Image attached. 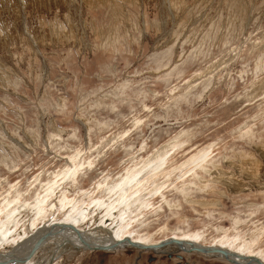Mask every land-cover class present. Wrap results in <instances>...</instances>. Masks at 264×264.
Masks as SVG:
<instances>
[{"label": "rangeland", "instance_id": "obj_1", "mask_svg": "<svg viewBox=\"0 0 264 264\" xmlns=\"http://www.w3.org/2000/svg\"><path fill=\"white\" fill-rule=\"evenodd\" d=\"M147 173L131 236L199 232L264 257V0H0V218L8 205L21 232L51 186L56 207L63 194L84 212ZM58 254L229 264L173 248Z\"/></svg>", "mask_w": 264, "mask_h": 264}, {"label": "bare ground", "instance_id": "obj_2", "mask_svg": "<svg viewBox=\"0 0 264 264\" xmlns=\"http://www.w3.org/2000/svg\"><path fill=\"white\" fill-rule=\"evenodd\" d=\"M162 157L163 156H161L159 159H162ZM147 160L149 161V159ZM153 169L156 168H153V166H151L147 170V172ZM148 174L149 173L144 174L143 176L140 174H135V176H138H131V178H127L128 180L119 184L117 190H114V187H112V189L114 190L112 191L113 194H110L111 191L108 190V200H111L113 198L110 204L103 205L106 202L105 201L103 204L98 205L99 203L97 204V201H95L94 206L88 207L89 209L87 207L84 208V212L78 209L75 210L74 205L70 208L64 209V201L66 199L63 194H61L58 198L59 206L56 207L55 201L57 198L55 195L58 192L54 195L55 197L51 198L56 190L51 189V186L43 192L44 195L43 193L37 195L35 199H33L34 201L30 204V207L26 208V210H28L27 212L31 214V220L26 228L22 229L23 231L21 232H19L18 229L22 227H19L17 229V225H15L17 222L14 223L16 220L15 217L17 216H15L14 219H11V217L15 215L17 211L15 212V214L11 215L13 210H9L10 208L8 207V205H4V208L2 207V209L6 210L7 212L4 211V217L0 218V264H32L30 263V261L38 253V251H40L44 246L50 244H55L53 251L49 252L50 257H48V260H45L42 263L40 262L41 264H52L57 262L59 256L58 253H61V250L65 248L66 245L70 246L73 250L76 251L101 253L113 252L121 248H132L144 252H159V250L162 251L164 248H173L175 250H178L180 253H196L204 255L207 258H221L229 264H231L230 261H234L238 264H248L250 263L249 259H252L253 261L256 260L258 263L264 264V257L258 255L257 253H254L253 251H250V248H247L246 246H244L243 250H241L238 246L233 247V243L226 244L224 242L219 244H204L202 242L204 240H201L200 236L196 234L199 232L191 234L190 236L168 237L156 243H151L150 241L144 240L145 238L142 239L139 237L131 236V226L135 221L133 219L135 217L137 218V216L141 214L142 210V208L139 210L138 207H133L134 204H137L136 206L140 204L134 201L137 200L140 194L139 192L143 189L140 185L141 181L143 182L144 176ZM62 179L64 181L65 177H63ZM134 181H136V183H133ZM49 189H51V191ZM61 190L62 189H60V191ZM41 194L43 196L42 198H40ZM100 203H102V201ZM14 204L15 203H13L12 205ZM19 204L20 203L16 205L19 206ZM95 207H97L94 211L96 213L95 217L99 218L97 224L94 222V219L90 217V214L92 213L91 211ZM58 216H60L61 218H57ZM50 218L54 219L50 220ZM45 219L47 220L44 221ZM91 221L93 222L92 226L94 225V230L96 232L99 231L103 233L102 237H93L89 235V231H93L90 228L91 224L88 225V223H90ZM38 239L40 241L39 248L34 251L31 258L27 259V256L31 253L33 244L36 243ZM130 243L139 244L150 249L140 250L130 246ZM175 243H180L181 245H176ZM85 244L88 247H86ZM100 246L104 247V250L97 251L95 249H92ZM202 247H207L209 250L205 252L193 251V249L195 248ZM222 252H226L229 254V257H227L228 259H225L223 257V255L221 254ZM20 260H22V263L18 262Z\"/></svg>", "mask_w": 264, "mask_h": 264}, {"label": "water", "instance_id": "obj_3", "mask_svg": "<svg viewBox=\"0 0 264 264\" xmlns=\"http://www.w3.org/2000/svg\"><path fill=\"white\" fill-rule=\"evenodd\" d=\"M46 237H47V236H46ZM169 243H173V242H169ZM175 244H176V245H181L180 243H175ZM39 245H40V241H39V239H38L37 242L33 244V246H32V250H31V253L27 256V259L32 257V254L34 253L35 250H37V249L39 248ZM129 245L132 246V247H135V248H137V249H140V250H144V249H145V250H148V249H150V248H148V247H144V246H141V245H139V244H133V243H130ZM85 246L88 247L86 244H85ZM92 249H95V250H97V251H101V250H104V247L100 246V247H95V248H92ZM207 250H209L207 247H202V248H195V249H193V251H198V252H205V251H207ZM221 254L223 255V257H224L225 259H228V258H227V257H229V254H228V253H226V252H222ZM27 259H25V260H27ZM18 262H21V263H22V260H20V261H18ZM249 262H250V263H248V264L258 263L256 260L253 261L252 259H249ZM230 263H231V264H238V263H236V262H234V261H230ZM258 264H261V263H258Z\"/></svg>", "mask_w": 264, "mask_h": 264}]
</instances>
